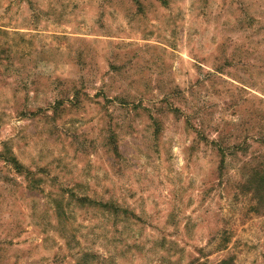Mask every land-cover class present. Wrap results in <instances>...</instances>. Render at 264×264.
I'll return each mask as SVG.
<instances>
[{
	"label": "rangeland",
	"instance_id": "rangeland-1",
	"mask_svg": "<svg viewBox=\"0 0 264 264\" xmlns=\"http://www.w3.org/2000/svg\"><path fill=\"white\" fill-rule=\"evenodd\" d=\"M0 264H264V0H0Z\"/></svg>",
	"mask_w": 264,
	"mask_h": 264
},
{
	"label": "trees",
	"instance_id": "trees-1",
	"mask_svg": "<svg viewBox=\"0 0 264 264\" xmlns=\"http://www.w3.org/2000/svg\"><path fill=\"white\" fill-rule=\"evenodd\" d=\"M114 152H115V153L117 152V148L114 150Z\"/></svg>",
	"mask_w": 264,
	"mask_h": 264
}]
</instances>
